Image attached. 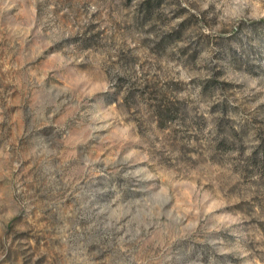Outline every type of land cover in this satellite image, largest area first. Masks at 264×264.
Instances as JSON below:
<instances>
[{
  "label": "rangeland",
  "instance_id": "1",
  "mask_svg": "<svg viewBox=\"0 0 264 264\" xmlns=\"http://www.w3.org/2000/svg\"><path fill=\"white\" fill-rule=\"evenodd\" d=\"M0 264H264V0H0Z\"/></svg>",
  "mask_w": 264,
  "mask_h": 264
}]
</instances>
